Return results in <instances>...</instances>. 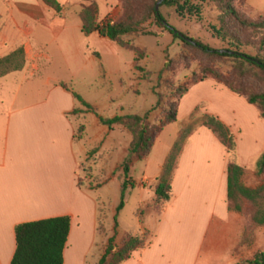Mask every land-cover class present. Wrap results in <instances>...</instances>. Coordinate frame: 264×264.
<instances>
[{"label": "crops", "instance_id": "obj_1", "mask_svg": "<svg viewBox=\"0 0 264 264\" xmlns=\"http://www.w3.org/2000/svg\"><path fill=\"white\" fill-rule=\"evenodd\" d=\"M80 14L76 9L59 18L40 0H0V59L23 48L26 63L31 50L36 65L47 61L44 63L48 66L29 72L26 65L24 70L0 78V264L12 263L17 249L16 228L22 224L70 217L65 264H99L109 241L116 236L114 219L119 197L110 203L108 217L112 220L100 228L99 216L105 204L101 190L109 192V184L116 180V167L128 159L129 149L115 147L121 142L118 137L106 141V131L115 127L106 130L100 118L85 114L90 120L85 138L93 144L92 149L102 146V154L110 152L111 156L110 169L106 170L108 182L97 194L81 188L79 166L90 148L85 139H75V126L69 119L78 102L72 93L54 85L62 80L49 71L54 61L49 51L51 43L60 40L66 61L75 66L73 78L95 62L87 46L103 37L97 33L84 36ZM79 33L86 45L78 42ZM92 71L99 75L94 65ZM28 82L35 84L25 91ZM200 107L201 117L214 116L230 129L242 156L241 166L245 168L263 154L264 119L260 110L224 86L205 80L193 85L183 98L179 121L159 136L149 158L135 164L143 165L144 182L157 183L181 130L195 122ZM242 137L250 139L249 149H242ZM228 160L227 149L210 130L198 125L179 158L173 198L164 207L158 224L154 227L150 212H145L143 220L137 218L133 232L118 223L119 246L129 236H151L148 245L123 264H242L248 258L247 249L241 245L244 219L229 208ZM134 185L140 188L139 209L149 206L150 211L149 190L138 182ZM134 187L126 192V198Z\"/></svg>", "mask_w": 264, "mask_h": 264}, {"label": "rangeland", "instance_id": "obj_2", "mask_svg": "<svg viewBox=\"0 0 264 264\" xmlns=\"http://www.w3.org/2000/svg\"><path fill=\"white\" fill-rule=\"evenodd\" d=\"M78 1L79 3H76ZM160 1H162L160 12L168 23L186 36L214 50L231 48L228 43L219 39L215 34V30L220 27V12L218 7L210 0H190V4L186 6L184 4L185 0H174L181 3V6L184 7L183 11L165 6L164 0H157V3ZM40 2L44 4L42 0ZM93 3L98 6L99 10L98 24L108 21L119 22L125 15L124 0H69L68 3L65 0L64 3H60L62 6L61 13H57L47 5H44L54 12L57 17L63 18L76 9H80L82 13L85 7ZM234 6L250 21L264 20V0H238ZM145 30L148 33H152V35L135 34L124 39L126 43L140 50L141 56L107 39L100 38L97 44L91 41L87 46V51L96 60L89 67L82 68L81 70L84 72L76 78L71 76L74 65H69L68 61H66L64 48L60 49L61 40L51 43L49 51L54 61L49 71L53 76L62 80L61 83L54 85L65 86L70 90V93L75 92L79 94L94 109L93 112L86 113V115H90V117L96 120L99 118L97 115L111 119L116 116H145L149 114L147 123L151 126H159L163 120L167 102H175L178 88L192 85L195 80H200L203 77L200 74V68L202 65L207 64L208 61L200 53L184 47L179 41H175L171 35L164 33L163 30L157 28L152 22L145 25ZM78 35L80 36L78 42L86 45L83 35L81 33ZM67 41L69 40L65 42ZM27 56L28 64L26 63L25 67L28 65L29 72L36 71L37 69L38 71H42L48 68L44 63L47 61L36 65V60H34L36 57L33 51L29 50ZM168 62L170 67L165 70V64ZM93 65L96 70L95 74L99 72L98 76L93 74ZM215 65L226 76L233 73V63L231 62H221ZM21 76L23 75H20V78ZM206 80L213 79L209 77ZM213 81L219 84L217 81ZM33 84L35 82L26 83L24 90L26 91ZM59 102L58 99V105L60 104ZM78 109L85 110L80 103H78ZM86 115L69 116V119L72 120L75 126V139L78 141L85 139V144L90 148L87 158L80 163L78 184L81 188L97 194L100 188L108 182L106 170L110 169L108 159L111 154L110 152L102 154V146L99 149H92L91 145L93 144L85 138L87 126L90 124L89 117H86ZM201 115L202 107L196 110L193 118L195 122L191 125L197 127L201 121ZM114 127L113 131H106V141L112 137H118V140L121 142H118V145L115 147H118L120 151H126L132 143V135L123 126ZM239 141L243 150L249 149V146H251L250 139L248 138L242 137ZM235 155L238 163L241 165L242 156L238 150ZM261 156H257L253 162H250L244 168L245 174L242 183L246 188L252 190L264 188V174H260L257 167ZM134 163H139V161H133L134 167L130 175L135 190L130 196L127 195V198L125 197V207L117 217L118 223L132 232L136 229L137 218L140 217L143 220L145 212H147V215L149 212L152 213L155 227L164 210V205L158 201L155 195L156 184L144 182L142 180L143 165L138 164L135 166ZM122 171L123 165L116 167L114 174L116 180L109 184V192L101 190V197L105 204L102 206L103 210L99 216L100 228L101 226L105 228L108 222L112 220V218L108 217L110 203L114 204L117 202L115 201L116 198L119 197L117 204H121L122 186L125 181L120 176ZM135 182H138L141 187L149 190L151 196L150 211L149 206L147 210H144L143 207L139 209L140 188L134 185ZM130 189L128 190L130 191ZM244 212V214H240L244 219V232L241 245L247 249V259H250L255 253L264 251V226L251 230L250 219L253 214L251 203L247 202L245 204ZM104 231L106 233V230ZM150 237V234L147 233L144 238L149 242ZM117 246L119 245L117 244ZM246 260L242 264H245Z\"/></svg>", "mask_w": 264, "mask_h": 264}, {"label": "trees", "instance_id": "obj_3", "mask_svg": "<svg viewBox=\"0 0 264 264\" xmlns=\"http://www.w3.org/2000/svg\"><path fill=\"white\" fill-rule=\"evenodd\" d=\"M42 1L55 12H62V6L57 0ZM210 1L218 7L220 12V27L215 30V34L230 45L231 48L229 49H211L177 30L168 23L160 11L157 12V0H124L125 15L119 22L108 21L98 24L99 10L94 3L85 7L81 13L82 33L86 37L97 33L101 37L141 56L140 50L126 43L124 39L135 34L152 35L145 30V25L152 22L164 33L171 35L175 41H179L184 47L200 53L208 61L200 68V74L203 77L200 80H195L192 85L178 88L175 102H167L164 117L159 126H151L147 123L149 114L145 116H116L111 119L97 115L102 125L109 129L114 126H123L133 138L129 148V157L123 163L125 181L122 186V201L114 219L116 236L119 226L117 217L125 207L126 192L130 187H133L130 177L134 167L133 161L142 162L148 159L159 136L168 126L179 121L180 103L193 85L210 77L234 94L245 98L250 105L256 106L264 119V20H248L235 8L234 4L238 0ZM184 4L185 6L189 5L190 0H185ZM164 5L178 11L184 9L179 1L164 0ZM221 62L233 63V73L226 76L216 68L215 64ZM25 64L26 58L23 48L6 58L0 59V78L22 71ZM169 67L168 62L165 64V70ZM63 88L70 92L65 86ZM72 95L85 108V110L75 109L72 115H82L94 111L93 107L79 94L72 92ZM200 120L199 126L210 130L228 151V203L230 210L244 214L245 204L249 202L253 206V214L250 219L251 230L264 226V188L252 190L243 185L242 179L245 169L236 159L237 142L234 135L227 126L214 116L205 115ZM195 130L196 127L193 125L186 126L181 130L178 140L166 160L163 173L156 183L155 195L164 207L173 198V180L179 158ZM257 167L259 173L264 174V153ZM71 227L72 219L68 216L17 226V249L11 264H65L64 253ZM116 236L109 241L106 253L99 264H123L130 260L135 252L148 245L144 237L129 236L121 246H117ZM246 264H264V251L255 253L253 257L246 260Z\"/></svg>", "mask_w": 264, "mask_h": 264}, {"label": "water", "instance_id": "obj_4", "mask_svg": "<svg viewBox=\"0 0 264 264\" xmlns=\"http://www.w3.org/2000/svg\"><path fill=\"white\" fill-rule=\"evenodd\" d=\"M161 4H162V1H160V2L157 4V6H156V10H157V12L160 11V6H161Z\"/></svg>", "mask_w": 264, "mask_h": 264}]
</instances>
